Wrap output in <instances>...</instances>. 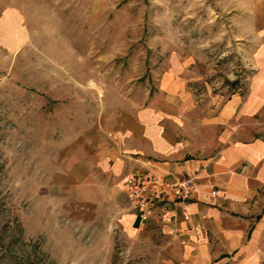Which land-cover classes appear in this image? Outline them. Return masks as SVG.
<instances>
[{"label":"rangeland","instance_id":"1","mask_svg":"<svg viewBox=\"0 0 264 264\" xmlns=\"http://www.w3.org/2000/svg\"><path fill=\"white\" fill-rule=\"evenodd\" d=\"M261 16L264 0H0V264H169L161 237L47 205L49 161L172 67L197 103L241 91Z\"/></svg>","mask_w":264,"mask_h":264},{"label":"crops","instance_id":"2","mask_svg":"<svg viewBox=\"0 0 264 264\" xmlns=\"http://www.w3.org/2000/svg\"><path fill=\"white\" fill-rule=\"evenodd\" d=\"M255 38L241 91L197 103L176 67L163 71L142 104L118 109L50 159L44 202L72 220L161 237L169 264H264L262 16ZM139 168L196 176L187 220L140 223L121 190Z\"/></svg>","mask_w":264,"mask_h":264},{"label":"built area","instance_id":"3","mask_svg":"<svg viewBox=\"0 0 264 264\" xmlns=\"http://www.w3.org/2000/svg\"><path fill=\"white\" fill-rule=\"evenodd\" d=\"M196 176H166L149 169L127 171L121 179V190L142 224L147 219L168 222L179 216L187 220L185 203L191 197Z\"/></svg>","mask_w":264,"mask_h":264}]
</instances>
